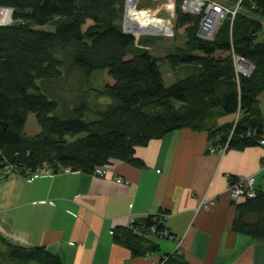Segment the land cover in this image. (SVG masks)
Here are the masks:
<instances>
[{
    "label": "trees",
    "instance_id": "16d2710c",
    "mask_svg": "<svg viewBox=\"0 0 264 264\" xmlns=\"http://www.w3.org/2000/svg\"><path fill=\"white\" fill-rule=\"evenodd\" d=\"M177 3L174 27L184 29L186 39L175 53L160 59L148 50L136 51V38L125 34V0H0V8L14 10L16 22L0 26V171L9 165L24 177L46 163L56 173L94 174L115 163L138 165V148L186 128L202 131L217 110L239 114V119L208 129L212 139L220 135L214 149L260 146L264 41L257 39L264 0H243L233 23L226 19L212 41L199 35L202 16L184 13ZM50 26L53 30H44ZM149 37L142 41L148 44ZM238 57L253 66L249 76L237 73ZM160 63L169 64L174 75L184 74L183 67L195 71L168 87ZM96 71L108 72L112 83L91 88ZM32 113L41 132L29 137L24 127ZM233 203L231 231L264 242L262 189L257 188L254 198ZM161 216L114 229V244L128 248L132 257L156 253L159 246L152 238H161ZM155 225L157 233L152 232ZM0 241L10 261L63 264L43 247L14 245L2 235ZM165 264L188 263L173 255Z\"/></svg>",
    "mask_w": 264,
    "mask_h": 264
},
{
    "label": "crops",
    "instance_id": "0c3cea01",
    "mask_svg": "<svg viewBox=\"0 0 264 264\" xmlns=\"http://www.w3.org/2000/svg\"><path fill=\"white\" fill-rule=\"evenodd\" d=\"M183 70L188 76L195 67ZM258 108L264 116V93ZM236 117L217 110L206 129L154 140L136 150L138 165L115 163L104 177L79 171L33 181L7 178L0 185L2 237L43 247L63 264H165L173 255L188 264H264V242L231 231L236 209L228 187L233 179L255 176L264 193V147L212 152L220 135L212 139L208 129ZM161 213L172 236L153 235L156 253L132 257L114 244V229Z\"/></svg>",
    "mask_w": 264,
    "mask_h": 264
},
{
    "label": "rangeland",
    "instance_id": "374dc122",
    "mask_svg": "<svg viewBox=\"0 0 264 264\" xmlns=\"http://www.w3.org/2000/svg\"><path fill=\"white\" fill-rule=\"evenodd\" d=\"M227 1V3L231 5L230 7L235 8L236 4L240 0ZM126 3L128 6L126 5ZM177 7L178 3L173 0H125L122 27L125 31L126 29L124 26L126 22L127 20L131 19L130 22H127V31L130 32L129 34L134 36L137 40L135 47L137 48L135 49L136 51L148 50V52L156 58L164 59L172 53H175L177 47L183 46L186 39V35H184V29L176 30L174 27ZM240 10L241 9H239L238 11ZM159 20H161V23H159ZM227 20H230L233 23L232 18H228ZM259 20L262 22L263 29L259 33L257 42H263L264 19L259 18ZM131 23L136 26H138L139 24L140 26H144L145 28L144 30H141L140 28L137 29L133 27ZM90 24H92V22L89 21L88 25ZM131 27L133 28L131 29ZM44 30L50 31L53 30V27H46L44 28ZM138 30L141 31L137 33ZM134 34H137L138 36ZM145 37H149L146 39L149 42L148 44L145 43V41H142V39ZM160 69L162 70L166 86L168 87L177 82L178 76H181L179 77L180 79L184 78L185 75L182 74V71H179V73L175 74V77H170L171 73L169 64L166 63H160ZM108 83L112 82L109 78L108 72L105 71H96V73L90 79V87L95 89H101ZM238 116L239 114H237V117ZM27 119L28 121L24 127L27 136L33 137L34 135L39 134L41 132V129L38 126L37 119H35V114H30ZM88 119L93 120L94 118ZM8 255L9 251L0 241V264H20L18 262L10 261Z\"/></svg>",
    "mask_w": 264,
    "mask_h": 264
},
{
    "label": "built area",
    "instance_id": "2783aa9c",
    "mask_svg": "<svg viewBox=\"0 0 264 264\" xmlns=\"http://www.w3.org/2000/svg\"><path fill=\"white\" fill-rule=\"evenodd\" d=\"M173 1L182 3V11L184 13L190 15L193 14L197 16H202V20L200 22L201 25H200L199 35L201 36L202 39L212 41L215 38L216 35L215 33L226 19L232 18V20H234L236 14L239 12L238 10L241 9V3L243 0H240L236 4L235 8L226 5L223 6L218 0H173ZM13 15H14L13 10L9 8L6 9L0 8V26L6 27V25L16 24V22L13 20ZM159 23H161V20H159ZM124 32L127 33L128 31L125 30ZM236 66H237V73L242 74L244 76H249L250 72L253 69L252 65L248 64L240 57L236 58ZM235 121L237 124L238 119ZM230 138L228 142H230ZM259 145L264 147V138L263 140L260 141ZM227 150H228V146L221 148L219 151L217 149H213L212 152L216 153L218 151L223 153L226 152ZM94 171H95L94 175L97 177H104L110 172V170H108V168L106 167H100L95 169ZM22 172L23 171L16 170L14 167L9 165L3 166L2 170L0 171V185L7 178L13 176L22 177L21 176ZM70 172H71L70 169H61V170L59 169L56 173L55 170H53L52 168L45 166L43 169H38L35 173L25 172L26 175L23 178L33 181L41 176L68 174ZM118 181L119 183L122 182L120 180ZM228 187H229L230 197L234 200H240L244 197L254 198L256 194V190L258 188V186H256L255 176L238 178L235 182L230 183ZM159 219H157L159 220L158 224L159 225L163 224V230L157 233L156 232L157 226L155 225L152 228V232H156L163 239L171 237L172 234L168 230V225L166 222L167 218L165 216H161ZM154 220H155L154 223H156V218H154ZM5 234L6 231L5 229L3 230L0 221V235L4 236ZM167 259L168 258H166L165 261Z\"/></svg>",
    "mask_w": 264,
    "mask_h": 264
},
{
    "label": "bare ground",
    "instance_id": "6f19581e",
    "mask_svg": "<svg viewBox=\"0 0 264 264\" xmlns=\"http://www.w3.org/2000/svg\"><path fill=\"white\" fill-rule=\"evenodd\" d=\"M127 3H128V1H127ZM127 3H126V5H127ZM128 6V5H127ZM13 12H14V10H13ZM131 21V19L130 20H127V22H130ZM126 22V25H125V27H126V31H127V26H128V23ZM131 25H133V27H135V28H140L141 30H144V26H140L139 24H138V26H136V25H134V24H132L131 23ZM6 26H10V25H6ZM1 27H3V26H1ZM133 27H131V29L133 28ZM129 29H130V27H129ZM141 30H138L137 31V33L139 32V31H141ZM140 33H142V32H140ZM133 34V33H132ZM134 35H137V34H134ZM138 36V35H137ZM237 119H239V116L236 118V120ZM45 166H48L49 168H51L48 164H44V166H42L41 168H39V169H43ZM120 180V179H119ZM121 181V180H120Z\"/></svg>",
    "mask_w": 264,
    "mask_h": 264
},
{
    "label": "water",
    "instance_id": "95a60500",
    "mask_svg": "<svg viewBox=\"0 0 264 264\" xmlns=\"http://www.w3.org/2000/svg\"><path fill=\"white\" fill-rule=\"evenodd\" d=\"M125 34H129V33L128 32L127 33L125 32Z\"/></svg>",
    "mask_w": 264,
    "mask_h": 264
}]
</instances>
